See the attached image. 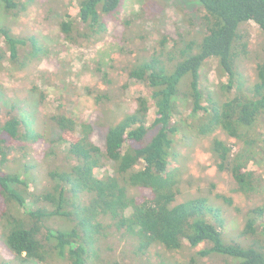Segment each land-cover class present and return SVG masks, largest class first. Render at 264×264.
Wrapping results in <instances>:
<instances>
[{
	"label": "trees",
	"instance_id": "16d2710c",
	"mask_svg": "<svg viewBox=\"0 0 264 264\" xmlns=\"http://www.w3.org/2000/svg\"><path fill=\"white\" fill-rule=\"evenodd\" d=\"M77 1L75 13H66L59 22V32L71 44L99 41L107 29L106 18L119 10L121 0ZM28 3L0 0V9L17 18ZM194 3L203 25L201 33H195L199 39L186 30L165 50L171 38L164 36L151 57L126 69L128 78L143 83L146 97L136 99L131 113L105 125L102 148L91 140L89 123L63 113L47 120L58 131L55 138L44 131L22 132L24 120L17 113L0 125V229L15 259L27 264H106L95 241L109 227L136 244L135 254L153 247L178 252L204 244L202 258L218 255L225 264H264V204L246 210L232 231L238 240H226L214 224L223 220L214 200L228 205L231 200L213 194L214 200L198 195L178 201L183 168L176 165L174 150L183 134V125L174 120L179 114L177 101L185 100L190 109L187 128H195L200 136L220 130L232 140L210 141L208 150L217 170L229 172L237 191L246 197L264 193L259 172L264 133L257 132L264 124V58L256 63V80L248 92L236 69L246 53L242 29L247 23H254L264 43V0ZM0 39L6 47V52L0 51V65L7 62L23 69L39 58L33 38L18 37L8 26H0ZM210 62L216 63L220 97L210 98L202 89L200 70ZM39 141L48 143L44 156L54 163L47 174V190L37 193L26 176L31 165L24 167L25 178L5 170L10 150L23 152V158ZM102 159L112 163V170L99 177ZM171 162L175 167L170 170ZM133 190L143 192L133 195ZM234 211L240 214L239 208Z\"/></svg>",
	"mask_w": 264,
	"mask_h": 264
},
{
	"label": "rangeland",
	"instance_id": "374dc122",
	"mask_svg": "<svg viewBox=\"0 0 264 264\" xmlns=\"http://www.w3.org/2000/svg\"><path fill=\"white\" fill-rule=\"evenodd\" d=\"M29 1L26 10L17 18L4 14L0 9V26H8L12 34L18 37L33 38L40 49L39 58L31 60L23 69L7 62L0 65V125L12 117V113H17L15 116L20 114L24 120L22 132L32 129L43 135L44 131L47 137L55 138L58 131L47 120L53 114L63 113L73 120L89 123L93 130L91 140L101 148L105 125L114 124L123 115L131 113L136 99L146 97L143 83L128 78L126 69L151 57L162 37L171 38L165 48L169 50L178 34L190 30L193 32L191 37H194L203 29L194 0H121L119 10L106 18L107 29L99 41L71 44L63 38L58 25L66 13H75L74 6L78 1ZM242 31L246 34V53L237 61L236 69L242 89L248 92L256 80V63L264 58V43L254 23H247ZM0 51L6 52L3 39H0ZM215 65V62H210L200 70L202 89L210 98L220 97L215 87L219 81ZM187 102L177 101L179 114L174 117L183 125V134L177 137L174 147L176 165L181 164L183 168L178 201L198 195L214 200L213 194L230 199L231 205L214 200L223 218L214 221V224L226 240H236L232 231L235 232L237 223L243 221L248 208L264 204V193L246 197L237 191L229 172L217 170L208 150L209 143L214 138L232 140L227 139L220 130L200 136L195 128H187L185 117L190 114ZM150 109L152 112L151 105ZM151 112L149 117L152 116ZM257 132L264 133V124L258 126ZM238 143L242 144L241 141ZM241 144L233 146L232 152ZM47 145L46 141L32 144L23 158L20 157L23 152L10 150L8 170L5 171L18 173L22 178L29 176V183L37 193L47 190V174L54 163L44 156ZM101 163L102 168L96 172L99 177L112 170L110 161L102 159ZM28 165L32 167L25 176L24 167ZM174 167L175 164L170 170ZM249 169L256 167L249 165ZM259 172L264 180V163L259 167ZM262 186L264 189V181ZM142 192L133 190L131 194ZM235 208L240 209V214L234 211ZM104 229V235L97 236L95 247L106 264L109 261L118 264H225L224 258L218 255L202 258L199 252L205 248L204 244L192 249L184 247L178 252L153 247L149 252L135 254L137 247L131 239L112 228ZM27 263L22 258L15 259L6 247L0 229V264ZM51 263L66 264L60 261Z\"/></svg>",
	"mask_w": 264,
	"mask_h": 264
}]
</instances>
